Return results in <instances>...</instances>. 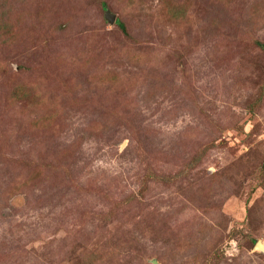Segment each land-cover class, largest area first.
I'll use <instances>...</instances> for the list:
<instances>
[{"label": "rangeland", "instance_id": "obj_1", "mask_svg": "<svg viewBox=\"0 0 264 264\" xmlns=\"http://www.w3.org/2000/svg\"><path fill=\"white\" fill-rule=\"evenodd\" d=\"M257 242L264 0H0V264H264Z\"/></svg>", "mask_w": 264, "mask_h": 264}, {"label": "water", "instance_id": "obj_2", "mask_svg": "<svg viewBox=\"0 0 264 264\" xmlns=\"http://www.w3.org/2000/svg\"><path fill=\"white\" fill-rule=\"evenodd\" d=\"M105 19H106L107 22L113 23L114 15L111 14L110 12H108V11H105ZM255 249H258V250L264 252V245H262L261 242H257L255 244ZM152 264H157V263L155 261H152Z\"/></svg>", "mask_w": 264, "mask_h": 264}]
</instances>
